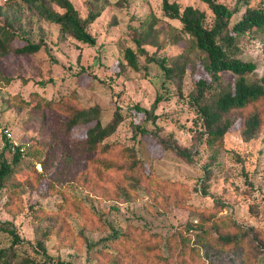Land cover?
Masks as SVG:
<instances>
[{
    "label": "rangeland",
    "instance_id": "rangeland-1",
    "mask_svg": "<svg viewBox=\"0 0 264 264\" xmlns=\"http://www.w3.org/2000/svg\"><path fill=\"white\" fill-rule=\"evenodd\" d=\"M70 1L86 17L87 0ZM170 1L211 15L200 0ZM218 1L230 9L236 6V0ZM160 2L108 0L101 15L88 26L96 39L94 46L62 37L57 24L24 4L5 6L3 12L20 15L21 36L40 41L45 49L0 56V125L11 131V142L25 147L16 168V180L24 182L15 192L0 188V221L11 223L21 238L34 245L39 222L35 212L51 217L60 232H50L48 251L71 264H109L112 259L119 264H164L163 256H169L167 264H182V260L184 264H264V100L255 105L263 121L255 140H243L236 127L213 146L194 137L190 71L183 80L182 95L173 85H162L157 60L173 58L182 49L179 40H187V35L180 31L178 20L163 16ZM258 3L260 0H253ZM242 10L243 6L232 15L231 23L241 17ZM145 18L155 21L163 47H146L148 55L139 59L141 70L126 68L116 73L121 49L134 47L133 34ZM14 44L22 41L17 39ZM239 44L240 57L256 63L253 76L263 75L264 35L247 34ZM167 91L169 98L153 108L154 122L134 108L150 110L155 97ZM94 104L101 108L103 124L116 106L123 114L117 130L105 140L112 144L109 154L73 155L57 168V156L67 146L63 140L58 149L49 152L44 170L39 160L46 158L54 141L51 122L60 120L70 107ZM139 129L146 133L140 134ZM84 130L75 126L71 138L82 136ZM6 141L0 139V162L11 159L2 155ZM129 149L139 161L134 170L129 168ZM102 162L113 168L106 170ZM206 165L212 171L207 193L201 186ZM50 186L53 189L47 191ZM251 203L257 204L252 212ZM111 227L132 231L133 242L124 245L123 255L96 263L77 232L98 241ZM220 235L239 240L223 245L217 240ZM142 239H147L146 245L141 244ZM9 240L0 231V247ZM152 246L158 248L149 251Z\"/></svg>",
    "mask_w": 264,
    "mask_h": 264
},
{
    "label": "trees",
    "instance_id": "trees-1",
    "mask_svg": "<svg viewBox=\"0 0 264 264\" xmlns=\"http://www.w3.org/2000/svg\"><path fill=\"white\" fill-rule=\"evenodd\" d=\"M200 1L210 9L209 17L204 10L192 5L181 8L175 1L161 0L160 2L163 16L167 19L178 20L180 31L187 35V40H179L182 49L173 58L157 60L162 70V85L171 84L176 88V93L182 95L181 86L187 72L190 71L193 79L190 103L195 113L193 136L204 139L207 145L213 146L220 143L234 127L240 132L243 140H255L263 123L261 112L255 105L258 101L264 100V74L259 77L253 76L256 63L251 60H243L240 57L243 50L239 39L247 34L264 35V0H260L261 3L258 4H253V0H236V6L233 9L218 0ZM87 2L88 13L84 18L79 15L70 0H6L0 3L2 19L0 23V56L9 53L15 55L33 54L43 47L45 49L40 41L31 42L18 32L20 15L3 12L6 5L13 6L16 3L26 5L41 18L57 24L62 37H71L80 43L94 46L96 39L88 31V26L101 15L108 0H87ZM241 6H243L241 17L231 23L232 15L241 11ZM139 27L140 29L135 30L132 37L134 47L125 46L121 49V58L118 61L116 73L124 72L126 68L135 71L141 70L139 59L148 55L146 47L154 46L158 50L163 47V43L158 42V31L155 29L153 19L140 20ZM17 39L22 41L21 45L14 44ZM193 54L194 57H192ZM152 60L147 59L148 62H152ZM168 95V91L165 94H158L150 110L140 108L138 105H135L134 108L143 111L146 118L154 122L157 116L154 114L153 108L159 101L168 99ZM122 120L123 114L119 106H116L111 118L105 124L102 123L101 108L98 104L88 107H70L67 114L49 125L54 131V141L46 152V158L39 160V163L45 170L49 152L58 149L63 140L67 141V146H64L66 149L64 150L63 147L57 156L59 161L57 168L63 160H70L73 155L86 158L91 155L107 156L112 150V144L105 140L117 130ZM75 126L85 127V130L82 136L71 138L70 133ZM139 133L146 132L139 129ZM3 139L7 140L3 148L4 152H2L3 158L4 155H10L11 159L4 158L0 162V188L11 193L19 189L20 184L24 182L16 180V168L22 161L25 147L15 145L6 138ZM26 147L31 149L32 146L28 144ZM163 148L166 150L167 146ZM128 152L129 168L134 170L138 167L139 161L131 149ZM101 166L106 170L113 168V165L107 162H102ZM205 173L206 176L202 179L201 186L207 193V182L212 174L207 165ZM25 182L29 184L28 177ZM50 187L47 191L53 189V186ZM123 192L125 195L124 190ZM248 208L252 212L256 210L257 204L251 203ZM35 214H38L39 222L34 245L21 238L11 223L0 221V231L7 233L10 239L6 246L0 247V264H71L60 260L58 256L56 257L48 251L46 239L50 236V232L52 230L60 232L59 229H56L54 222L50 220L51 217L39 212H35ZM98 216L101 220V216L99 214ZM44 222L45 224H43ZM57 232L55 235L59 238ZM77 235L85 243L87 255L99 263L105 257L123 255L124 245H130L129 243L133 242L134 234L130 230L124 231L111 227L110 233L98 241H93L83 231H78ZM217 240L226 245L239 239L233 235H220ZM146 243L147 239L141 242L142 245H146ZM167 245L170 247L169 241H167ZM155 248L158 247H148V250L153 252ZM163 257L164 264H167L169 256ZM109 264H119V262L112 259ZM182 264H184V260H182Z\"/></svg>",
    "mask_w": 264,
    "mask_h": 264
},
{
    "label": "built area",
    "instance_id": "built-area-1",
    "mask_svg": "<svg viewBox=\"0 0 264 264\" xmlns=\"http://www.w3.org/2000/svg\"><path fill=\"white\" fill-rule=\"evenodd\" d=\"M5 1L6 0H0V3H3ZM3 138L10 140L12 138V133L8 128L0 125V139H3ZM13 143L16 145L15 142H13Z\"/></svg>",
    "mask_w": 264,
    "mask_h": 264
}]
</instances>
